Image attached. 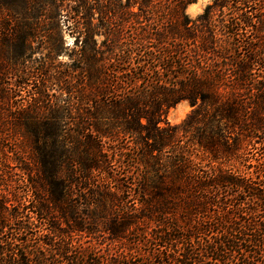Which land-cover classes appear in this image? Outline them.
I'll return each instance as SVG.
<instances>
[{"label": "trees", "instance_id": "1", "mask_svg": "<svg viewBox=\"0 0 264 264\" xmlns=\"http://www.w3.org/2000/svg\"><path fill=\"white\" fill-rule=\"evenodd\" d=\"M195 1H42L47 18L72 21L76 44L103 36V59L130 66L135 56L137 66L110 81L98 67L103 52L78 51L82 82L57 78L63 95L75 96L52 109L71 117L72 133L36 110L17 111L14 137L26 139L30 156L28 165L14 161L30 200L21 208L0 198V264H264V170L239 168L247 138L262 136L264 146V0H213L190 26L185 9ZM224 10L230 17L215 25ZM243 28L258 45L244 40L246 55L235 59ZM184 101L190 112L170 125L167 112ZM9 124L0 119V137ZM126 158L138 173L123 189L112 167ZM94 172L103 183L90 185ZM125 193L138 208L123 209Z\"/></svg>", "mask_w": 264, "mask_h": 264}, {"label": "rangeland", "instance_id": "2", "mask_svg": "<svg viewBox=\"0 0 264 264\" xmlns=\"http://www.w3.org/2000/svg\"><path fill=\"white\" fill-rule=\"evenodd\" d=\"M42 1L43 0H38L32 3L31 0H0V15L5 18L0 19V23L8 25L6 29L0 26V93L5 92L8 96L5 100L0 99V114H2L0 119L4 122L10 121L7 131L3 132L0 137V198L2 201L6 202L7 207L21 206V208H25L30 200V194L27 191L26 176L22 174L14 161V159L19 158L22 163L28 165V156H30V149L26 139H24V137L20 139L19 136L14 137V129L16 131L17 129L14 127V122L16 120H14L15 118L13 117L16 116L15 114L17 111L24 108L29 112L36 110L41 115V119L55 120L61 127H64L65 131L70 130L72 133L73 121L69 119L70 116L67 117L62 114V109L58 110V113H52V109L55 111V108L69 104L75 96V92L63 95L60 86L55 81L57 78L63 79L64 83L67 82L76 86L82 82L80 79L81 76L76 72L79 67H82V64L78 61V51L81 48H88L90 45L100 52H103V54L98 57L100 61L98 67L103 66L102 74L110 81H115L117 77L118 80L126 78L127 73H129L127 69H133V67L137 66L135 56L132 57L130 66L121 63L118 65L117 61L116 63H112L111 61L108 62L109 60H105L108 58L105 46L109 44V41H107L109 39L102 42L103 36L95 37L88 45L81 44L79 40L76 44V42H74V37L70 34L72 32V21L66 20L65 18L60 21L47 18L44 3ZM124 1L125 0H122V2ZM212 1L213 0H196L194 3L187 6L185 15L188 17L190 26L197 24V16H199L204 8ZM64 6L65 3L63 7ZM67 11L68 9L61 14H67ZM224 16L225 18L230 17L227 10L215 14V19L217 21L215 25H217L218 20L222 19ZM94 18L99 17L95 14ZM76 21L80 23L84 22V20L82 21L77 18ZM95 21L97 23L103 22V20L98 19L92 20V23L94 24ZM233 31L231 27L228 30L230 34L228 35L229 37L227 36L226 38L229 41L233 39L231 35ZM16 32H23L25 35H13ZM241 33V36L234 38L237 42L235 41V47H232L230 51V55H233L235 59H242L246 55V50L242 43L244 40H250L253 46L255 44V47L258 45L252 32L243 28ZM222 39H225L223 35ZM49 40H55L56 44H49ZM125 43L126 41L124 38L120 42V44H122V49ZM57 45H61V52L55 56L52 51ZM118 53L119 52L115 51V54ZM122 56L123 55H121V57ZM255 68V76L257 78L260 68ZM124 70L125 72H123ZM131 77H136L133 72L131 73ZM42 82H44L46 87H41V92L36 93L35 87H38V83ZM64 83H62V86ZM190 110L191 107L187 102L178 103L167 112L166 120L170 125H178L184 120ZM73 111L74 110H72V112ZM61 116H63L64 119L61 120ZM6 119L9 120L6 121ZM257 137L258 138H255L253 142L247 138L240 148V153L242 155H240L242 157L241 163H243L239 165L241 171L247 172L245 171V166H242L244 164L259 165V168L264 170V146L258 144L262 136L257 135ZM130 156L133 155L131 154ZM233 157L232 165L235 167V155ZM127 160V158L122 160L120 165L119 163H115L112 167L114 174L122 179L121 187H123V189L131 187L129 182L132 181L133 183L138 173V167L135 164H131L129 169L126 168ZM202 164L204 168L207 169L208 161L204 160ZM250 171L251 170H249V172ZM126 173L128 178H122ZM99 183H103L101 175L95 172L92 173L90 176V185ZM120 197V204L123 206V209L130 207L131 209L138 208V203L135 200L134 194H120ZM35 226L33 227V231L36 233L43 229V226L40 224ZM79 236L78 238L83 242L91 241V239L83 235ZM102 239L106 240L105 235L100 233L98 240L101 241ZM49 261H52L51 257Z\"/></svg>", "mask_w": 264, "mask_h": 264}]
</instances>
